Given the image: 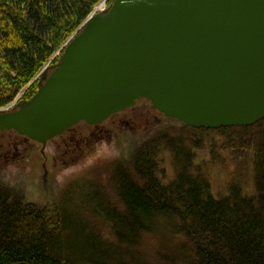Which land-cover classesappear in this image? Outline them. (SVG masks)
I'll list each match as a JSON object with an SVG mask.
<instances>
[{"label":"trees","instance_id":"trees-1","mask_svg":"<svg viewBox=\"0 0 264 264\" xmlns=\"http://www.w3.org/2000/svg\"><path fill=\"white\" fill-rule=\"evenodd\" d=\"M98 1L0 0V106L32 80ZM208 132L231 147L252 148L253 194L234 182L225 195L213 196L194 162ZM66 138L80 149L90 144ZM162 149L172 156L166 182ZM107 174L72 210L66 209L69 197L62 207H38L0 183V264H264V119L249 126L167 129ZM100 214L108 220V236L92 223ZM148 236L158 241L154 255L146 251Z\"/></svg>","mask_w":264,"mask_h":264},{"label":"water","instance_id":"water-1","mask_svg":"<svg viewBox=\"0 0 264 264\" xmlns=\"http://www.w3.org/2000/svg\"><path fill=\"white\" fill-rule=\"evenodd\" d=\"M139 98L194 128L264 119V0H112L68 39L33 96L0 110V131L44 145Z\"/></svg>","mask_w":264,"mask_h":264},{"label":"rangeland","instance_id":"rangeland-1","mask_svg":"<svg viewBox=\"0 0 264 264\" xmlns=\"http://www.w3.org/2000/svg\"><path fill=\"white\" fill-rule=\"evenodd\" d=\"M109 1L99 0L90 14L100 12L99 7L104 2L108 7ZM68 39L53 51L39 72L10 102L0 106V110L16 109L19 103L26 101L27 91L38 86L43 70L60 60ZM183 126L187 125L164 116L147 99L139 98L133 106L112 114L100 124L88 125L81 121L44 145L12 130L0 131V183L18 193L25 203L38 207H62L69 197L71 201L66 209L72 210L75 205H81L82 197L94 192V185L106 179L114 163L130 162L143 142L167 129L177 132ZM70 136L78 140L83 138L90 144L80 149L78 144L65 143V138ZM201 139V147L194 150V162L205 172L213 196L225 195L230 183L234 182L240 184L243 193L253 194L252 148L231 147L227 138L213 132L201 135ZM74 144L80 150L79 154L78 150H73ZM160 169L162 181H168L173 175V167L167 149L160 153ZM94 220L92 223L101 229L102 235L108 236V220L102 214ZM144 241L146 251L154 255L158 241L153 236Z\"/></svg>","mask_w":264,"mask_h":264},{"label":"bare ground","instance_id":"bare-ground-1","mask_svg":"<svg viewBox=\"0 0 264 264\" xmlns=\"http://www.w3.org/2000/svg\"><path fill=\"white\" fill-rule=\"evenodd\" d=\"M106 8H107V6H106V4H105V2H104L103 4L100 5L98 11H103V10H105Z\"/></svg>","mask_w":264,"mask_h":264},{"label":"flooded vegetation","instance_id":"flooded-vegetation-1","mask_svg":"<svg viewBox=\"0 0 264 264\" xmlns=\"http://www.w3.org/2000/svg\"><path fill=\"white\" fill-rule=\"evenodd\" d=\"M66 132V131H65ZM43 167H44V165H43Z\"/></svg>","mask_w":264,"mask_h":264}]
</instances>
